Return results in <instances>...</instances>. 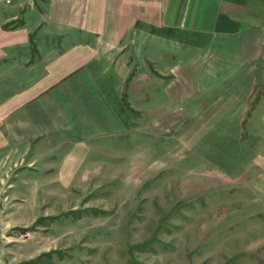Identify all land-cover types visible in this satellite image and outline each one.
Returning a JSON list of instances; mask_svg holds the SVG:
<instances>
[{"label":"crops","instance_id":"crops-1","mask_svg":"<svg viewBox=\"0 0 264 264\" xmlns=\"http://www.w3.org/2000/svg\"><path fill=\"white\" fill-rule=\"evenodd\" d=\"M0 11V154H53L162 115L232 123L248 192L264 201V0H0ZM174 57L185 62L162 71L174 79L155 82Z\"/></svg>","mask_w":264,"mask_h":264},{"label":"rangeland","instance_id":"rangeland-1","mask_svg":"<svg viewBox=\"0 0 264 264\" xmlns=\"http://www.w3.org/2000/svg\"><path fill=\"white\" fill-rule=\"evenodd\" d=\"M184 62L161 58L153 79ZM155 118L0 154V264H264V201L248 192V155L236 160V124Z\"/></svg>","mask_w":264,"mask_h":264},{"label":"built area","instance_id":"built-area-1","mask_svg":"<svg viewBox=\"0 0 264 264\" xmlns=\"http://www.w3.org/2000/svg\"><path fill=\"white\" fill-rule=\"evenodd\" d=\"M6 4H10L11 0H5Z\"/></svg>","mask_w":264,"mask_h":264}]
</instances>
